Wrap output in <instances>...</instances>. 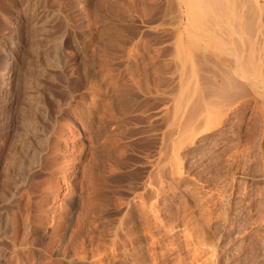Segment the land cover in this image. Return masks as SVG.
<instances>
[{
	"label": "rangeland",
	"instance_id": "374dc122",
	"mask_svg": "<svg viewBox=\"0 0 264 264\" xmlns=\"http://www.w3.org/2000/svg\"><path fill=\"white\" fill-rule=\"evenodd\" d=\"M100 1L102 13L111 14L101 23L108 26L107 34L101 30L106 36H96L99 23L88 13L86 22H96L89 23L96 30L87 26L88 35L95 40L82 42L69 32L74 41L64 48L65 70L82 65L83 77L90 73L83 93L74 91L70 109L79 111L84 98V115L105 114L106 84L113 77L116 91L124 87L117 107L107 109L110 118L103 116L113 117L115 125L98 130L92 172L97 198L73 237L76 254L59 264H264V90L241 76L238 83L228 78L226 51L177 50L176 29L186 24L179 0ZM3 2L19 13L18 5ZM258 5L264 18V0ZM252 6L248 1L244 7L249 17L257 16ZM16 20L24 28L23 11L10 21L0 18V53L9 50L13 59L29 52ZM25 56L23 64H34V57ZM78 111L75 116L83 118ZM57 120L62 140L79 139L76 127ZM5 159L0 155V165ZM57 159L60 165L70 162ZM66 192L63 185L60 193Z\"/></svg>",
	"mask_w": 264,
	"mask_h": 264
},
{
	"label": "bare ground",
	"instance_id": "6f19581e",
	"mask_svg": "<svg viewBox=\"0 0 264 264\" xmlns=\"http://www.w3.org/2000/svg\"><path fill=\"white\" fill-rule=\"evenodd\" d=\"M3 1L0 0V18L10 21L21 11L24 12V28L17 20L14 27L16 31L26 34L25 42H28L27 46L31 51L26 48L30 53H22H26L28 57L32 52L35 62L28 66L23 64L26 54H20L19 57L16 54L18 58L13 59V52L9 50H2L0 53V155L6 158L0 165V264H59L61 260L67 261L76 254L71 246L73 237L79 235L80 224L90 213L93 199L97 198L93 183L96 178L92 172L95 170L98 130L115 125L116 120L113 117L111 120L115 122L108 118L103 120V116L108 117L110 114L107 109H115L119 89L124 87L123 84L120 85L117 93V84L115 85L113 77V83L108 81L111 78L104 80L111 82L109 86L103 81L105 88L109 87L105 89L108 90L105 92V104L102 103L108 115L104 114L103 106V115L100 111H89L91 108L84 115V109L88 108L83 106L85 100L75 97L78 101H84L83 105L79 102L84 107V113L80 109L81 105L74 103L79 105V111L84 115L83 118L76 117L74 112L78 111L75 108L77 106L73 107L74 112L70 109L74 91L80 90L76 95L83 93V81L85 78L88 81L90 77H86L87 73H83V77L80 72H84V68H80L82 65H75L73 68L71 66V70H65L67 59L64 48H69L74 41L71 40L69 32L74 33L82 42L88 36V39L95 40L93 34L88 35V13L99 23L96 36L104 35L101 32L102 27L106 28L104 32H108V26H102L105 24L102 22L107 14H111H105L106 9H102L104 3L100 0H63L64 5L62 0H22V6L16 4L17 0H10V3L20 7L15 10L19 13L13 15L14 11L6 8ZM248 1L257 9V16L253 15V18L244 9ZM258 3L259 0H179L186 24L176 29L177 50L184 55H190L194 47L226 51L228 78L232 77L238 83L236 78L241 76L249 80L252 86L264 90V75L259 72V67L264 65V18L258 12L260 8L262 10V4L259 6ZM94 23L90 25L93 26ZM17 46V49L22 47ZM33 57L29 56L27 60L30 58V61H34ZM90 66L88 68L93 69ZM250 68L253 70L250 71ZM89 74L87 75L90 76ZM49 80L52 84L53 81L60 83H56L60 86L57 87L59 92L56 91L57 85L50 84ZM122 90L125 91V88L121 92ZM98 95L99 93L96 94ZM57 117H63L69 126L76 127L79 139L76 136V140L71 142L66 141V138L62 140L63 127ZM40 119L44 124H40ZM91 133L93 137L90 136ZM101 133L99 135L102 136ZM59 156L69 159L70 162L60 165L57 159ZM59 172L63 173L61 180H57ZM41 175L50 178L46 176L38 180L37 177ZM63 185L68 192L62 195L60 189ZM59 198L62 203L58 202ZM72 227L74 230L70 235L74 233V236L69 235Z\"/></svg>",
	"mask_w": 264,
	"mask_h": 264
}]
</instances>
